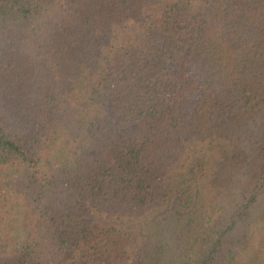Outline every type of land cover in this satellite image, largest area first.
I'll return each mask as SVG.
<instances>
[{"label":"trees","instance_id":"16d2710c","mask_svg":"<svg viewBox=\"0 0 264 264\" xmlns=\"http://www.w3.org/2000/svg\"><path fill=\"white\" fill-rule=\"evenodd\" d=\"M167 1L0 0V264H264V0Z\"/></svg>","mask_w":264,"mask_h":264},{"label":"rangeland","instance_id":"374dc122","mask_svg":"<svg viewBox=\"0 0 264 264\" xmlns=\"http://www.w3.org/2000/svg\"><path fill=\"white\" fill-rule=\"evenodd\" d=\"M177 0H168L165 4L157 6V7H152L148 10L145 11V15L149 17L148 21H153V20H158L165 7L167 5L174 4ZM144 25L135 23L133 21L128 22L125 26L123 27H116L115 32L116 36L114 40L112 41V44L116 48H122L127 45H136L139 43V39L142 34V28ZM92 86V83L88 81V79H85V83L83 85V93H82V106L84 108L88 109V95H89V90ZM111 107V106H110ZM226 143L225 139L220 136V137H211L210 139L206 141H199L196 142L192 145L191 151L188 154L186 164H185V169L183 171V174L186 177V180L189 179L192 176V171L195 163L201 159L204 155L205 152L209 149L211 145H224ZM155 213H149L148 216L145 218L141 219H135V220H125L121 223V221H118L116 217L113 215L111 212L103 211V212H93V217L97 219V221L101 223H107V224H120L122 226H125L127 228H134L140 231L141 233H144L145 236L148 238V243L147 246L149 247L150 245L154 244L153 249H156L157 247L155 246L160 242V239L158 238H153L154 234L158 231V229H155V227L152 228V230H149V221L155 222V221H160V219L163 218L164 214L162 213L158 216L157 218L155 216ZM176 222L175 221H170L168 224L166 223L167 226H175ZM185 231H187L185 229ZM173 242L170 241L169 243L166 244L165 247L168 248V253L165 255L166 258H175L179 259L183 250L184 243L179 241V236L176 235L175 238H173ZM258 245H259V235L257 234L254 238V247H253V254H255L258 250ZM147 247V248H148ZM260 264L263 262V255H260ZM147 259H146V254L140 251H138L134 257V262L133 264H147Z\"/></svg>","mask_w":264,"mask_h":264}]
</instances>
